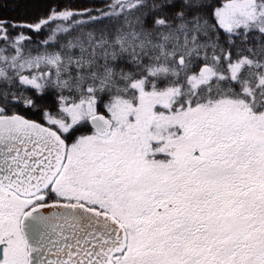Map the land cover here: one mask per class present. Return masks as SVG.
I'll use <instances>...</instances> for the list:
<instances>
[{
    "label": "snow or ice",
    "instance_id": "6c2138e0",
    "mask_svg": "<svg viewBox=\"0 0 264 264\" xmlns=\"http://www.w3.org/2000/svg\"><path fill=\"white\" fill-rule=\"evenodd\" d=\"M0 264H264V0L0 9Z\"/></svg>",
    "mask_w": 264,
    "mask_h": 264
},
{
    "label": "trees",
    "instance_id": "16d2710c",
    "mask_svg": "<svg viewBox=\"0 0 264 264\" xmlns=\"http://www.w3.org/2000/svg\"><path fill=\"white\" fill-rule=\"evenodd\" d=\"M14 3L15 0H0V9L11 8Z\"/></svg>",
    "mask_w": 264,
    "mask_h": 264
}]
</instances>
